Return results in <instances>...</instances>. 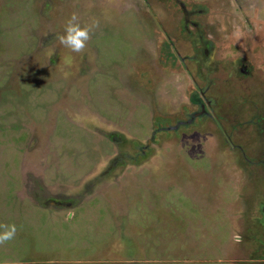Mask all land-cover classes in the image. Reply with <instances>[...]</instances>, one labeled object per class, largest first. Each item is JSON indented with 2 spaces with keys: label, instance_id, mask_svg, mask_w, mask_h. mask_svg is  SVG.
<instances>
[{
  "label": "rangeland",
  "instance_id": "1",
  "mask_svg": "<svg viewBox=\"0 0 264 264\" xmlns=\"http://www.w3.org/2000/svg\"><path fill=\"white\" fill-rule=\"evenodd\" d=\"M167 3L0 0V264H264V69L175 58ZM72 14L95 22L80 53ZM201 91L217 120L174 129Z\"/></svg>",
  "mask_w": 264,
  "mask_h": 264
},
{
  "label": "flooded vegetation",
  "instance_id": "2",
  "mask_svg": "<svg viewBox=\"0 0 264 264\" xmlns=\"http://www.w3.org/2000/svg\"><path fill=\"white\" fill-rule=\"evenodd\" d=\"M166 1L168 2L167 4L170 5L169 7H172L174 9L178 8L181 14L171 15L170 19H164V22H162L159 18V30L162 32V34L165 35L164 39L166 42L169 41L167 43H169L170 46L174 44V42L172 41L173 39L171 34H177L176 36L181 37L183 42L189 44L191 48L190 56L186 55L181 57L179 54H177V56L181 59L182 62H185L186 60L189 64L194 66L196 70L207 71L209 73H207V78L208 75L215 74L216 70H218L219 68L225 72L235 74L238 77V80H245V78H250V76L256 71H262V69H264V66H262V64H264V36L262 35L260 39H256L257 32L264 30V22H261L260 19L255 21L254 23L253 21L248 22L247 20L241 17V21H237V24H229L225 23L226 21H220L216 24L218 25V27H216L215 24L208 25L206 20V24L202 23L203 20H201L200 16H203V14L207 12L202 13V11L200 12L199 10L194 9V6H196L197 3L193 2V4L190 5V2H185V0ZM218 1L220 2L221 0ZM145 3L146 5H148L147 1H145ZM220 3L223 4L222 2ZM159 4L163 5L162 2H159ZM205 4L208 5L210 3L205 0ZM254 4L255 2L250 5V7H255V11L259 10L262 7V4L259 2H257L256 6H254ZM237 8L238 7H236L234 10L238 11ZM239 11H241V8ZM241 14L243 15V13ZM241 25H243L242 29L245 30L246 36H249L244 37L245 47L243 51L247 53V57L238 58L240 57V53L237 54L236 50H239L240 52V47L237 46V44H233V48L236 49L234 52L237 54L235 60H230V62L227 61V58L230 57V52H225L224 57H222L221 60H213L212 55L217 54L219 58V54L221 53V51L216 53V48L218 46L215 44H217V42H221L222 38H229V32H239V30L241 29ZM224 41L225 40H223V42ZM185 68L188 72L190 67L188 64H186ZM207 78L205 80H207ZM208 83L212 84L213 82L210 81ZM193 87H195L198 92L196 82H194ZM201 92V98L199 96L195 97L194 92L193 95L189 96L190 101L188 100L189 104L193 103L197 107V110L191 113L189 115L190 119H186L185 122L178 120V123L174 127V129L178 127H183V125L187 123H192L196 119H203L204 117L211 118L212 116H210V113L211 115H213V120H217V113L213 109L214 103L205 96L206 93L204 94L203 91Z\"/></svg>",
  "mask_w": 264,
  "mask_h": 264
},
{
  "label": "crops",
  "instance_id": "3",
  "mask_svg": "<svg viewBox=\"0 0 264 264\" xmlns=\"http://www.w3.org/2000/svg\"><path fill=\"white\" fill-rule=\"evenodd\" d=\"M185 2H190L189 4L192 5L193 2L198 3L197 0H185ZM200 2V1H199ZM220 2H222L223 4H221ZM215 0V3L213 2V4H215L214 8L208 9V11L202 12L205 13L203 14V16H205V20L207 22L208 25H214L216 21L219 20V18H222L221 21H226L225 23H234L237 24V21H241V17L244 18L245 20H247L248 22L253 21L255 23V21L257 20H261V22H264V1L263 0H221V1ZM255 2L254 6H256L257 2L262 4V7L259 10L255 11V7H250V5H252ZM200 4H205L203 2H200ZM207 5V4H206ZM210 5V4H209ZM233 7V9H232ZM236 7H238V11L234 10ZM241 8V11H239ZM243 13V15L241 14ZM220 16V17H219ZM216 17V18H214ZM219 17V18H218ZM243 25L240 26V30L239 32H234V33H238V35H234L232 36L233 38L231 39V37L227 38V39H223L221 42H217V52L221 51V53L219 54V58L217 54L212 55V58L214 57V59H222V57H224L225 52H230V57L227 58V61L230 62V60H235V58L237 57L236 55L239 54L240 57L238 58H245L247 57V53L245 51H243L244 47H245V39L244 37H249L248 35L246 36L245 34V30H243L242 27ZM230 34V32H229ZM177 35V34H176ZM264 36V30L262 31H258L257 35H256V39H260L261 36ZM255 39V40H256ZM223 40H225L223 42ZM264 40V39H263ZM224 44V45H223ZM233 44H237V46L240 47V52L239 50L237 51L236 49L233 48ZM264 44V42H263ZM219 49V50H218ZM258 49V48H257ZM236 50L237 54L234 52ZM173 55V52L171 51L169 53V55ZM223 55V56H221ZM175 57V56H174ZM216 57V58H215ZM178 59V56L175 57ZM213 59V60H214ZM251 59V58H248ZM263 59V58H262ZM192 66V65H191ZM206 73H208L206 71Z\"/></svg>",
  "mask_w": 264,
  "mask_h": 264
},
{
  "label": "clouds",
  "instance_id": "4",
  "mask_svg": "<svg viewBox=\"0 0 264 264\" xmlns=\"http://www.w3.org/2000/svg\"><path fill=\"white\" fill-rule=\"evenodd\" d=\"M77 21V16L72 14L64 26L63 34L58 37L59 42L73 53H80L86 48L87 41L90 39L92 26L81 27ZM17 232L15 224L0 225V245L14 239Z\"/></svg>",
  "mask_w": 264,
  "mask_h": 264
},
{
  "label": "trees",
  "instance_id": "5",
  "mask_svg": "<svg viewBox=\"0 0 264 264\" xmlns=\"http://www.w3.org/2000/svg\"><path fill=\"white\" fill-rule=\"evenodd\" d=\"M144 158V157H143ZM145 159V158H144ZM262 215H264V212H262ZM264 218V217H263Z\"/></svg>",
  "mask_w": 264,
  "mask_h": 264
},
{
  "label": "bare ground",
  "instance_id": "6",
  "mask_svg": "<svg viewBox=\"0 0 264 264\" xmlns=\"http://www.w3.org/2000/svg\"><path fill=\"white\" fill-rule=\"evenodd\" d=\"M219 101V100H218Z\"/></svg>",
  "mask_w": 264,
  "mask_h": 264
}]
</instances>
